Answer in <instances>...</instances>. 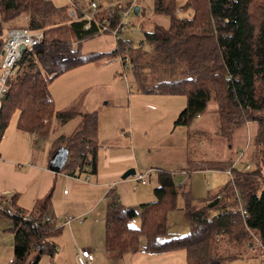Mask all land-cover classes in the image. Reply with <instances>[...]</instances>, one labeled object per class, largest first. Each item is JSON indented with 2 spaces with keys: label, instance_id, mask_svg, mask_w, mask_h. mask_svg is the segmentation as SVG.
<instances>
[{
  "label": "trees",
  "instance_id": "trees-1",
  "mask_svg": "<svg viewBox=\"0 0 264 264\" xmlns=\"http://www.w3.org/2000/svg\"><path fill=\"white\" fill-rule=\"evenodd\" d=\"M98 6V12L104 13L103 5ZM152 8L154 14L168 17V25H154L151 31H145V40L152 44L161 61L180 65L182 77L144 87L140 81L143 69L139 48L118 37L120 51L127 53L133 64L138 90L146 94L186 95L185 106L174 125H189L207 110L209 102L216 105L223 135L245 122H255L257 128L247 151L254 167L232 169L229 180L190 211V231L183 235L171 234L166 222V212L175 206L179 195L185 198L186 208L189 206V189L177 182L172 172L158 169L155 198L138 205H123L114 189H109L104 253L117 259L138 250L155 253L182 249L185 264H223L236 256L231 254V248L249 245L264 250V0H185L181 8L191 11L188 16L176 15L175 0H152ZM19 16L26 18L27 27L43 30L44 38L25 57L28 67L8 85L0 108V137L13 113L17 114L20 129L39 135L48 134L52 116L58 125L81 116V125L72 134L63 133L52 139L48 162L61 158L56 171L73 176L84 172L85 165L95 172L96 110L83 112L77 104L55 110L48 82L74 66L100 57L101 53L78 54L79 43L95 35L96 27L84 29L85 21L71 18L67 9L55 7L49 0H0V56L9 29L4 24ZM233 160H201L197 167L226 170ZM240 201L245 203V217L240 213ZM50 209L51 193H47L36 199L29 211L38 217L50 213ZM0 213L12 220L9 230L14 240L13 260L7 264H39L43 254L53 255L56 246L48 239L58 235L61 227L47 221L35 225L30 220ZM136 217L139 225L131 226L130 221ZM31 253L34 254L28 259Z\"/></svg>",
  "mask_w": 264,
  "mask_h": 264
},
{
  "label": "rangeland",
  "instance_id": "rangeland-1",
  "mask_svg": "<svg viewBox=\"0 0 264 264\" xmlns=\"http://www.w3.org/2000/svg\"><path fill=\"white\" fill-rule=\"evenodd\" d=\"M49 1L55 7L67 11L71 7L70 0ZM96 1L103 6L107 4L112 6L118 2L128 4L131 0ZM184 2L185 0H175L176 15L191 14L190 10H182L181 5ZM134 4L140 7V11L138 14H134L133 8L129 11V24L118 33V37L128 36L131 45L139 48L143 69L140 74L141 83L148 87L159 81L179 80L182 77L180 65L178 67L161 61V56L155 54L152 44L144 37L145 31H151L156 24L167 26L168 17L153 13L152 0H136ZM25 24L26 18L19 16L5 23L4 28L21 27ZM133 28L140 31L134 33ZM116 46L118 47L116 54L115 51L106 54ZM78 48L79 55L101 54L98 59L74 66L50 79L48 87L54 109L62 110L77 104L81 111L83 108L96 110L101 134L114 129V138L121 139L122 142L119 143L123 149H128L132 138L134 151L141 153L136 155L138 165H133L134 160L131 158L119 161L117 165H129L127 169L134 168L136 172H145L152 164L158 165L170 168L177 182L184 180L183 184L189 189V206L186 208L185 198L179 195L175 206L166 212V222L168 230L173 234L188 233L189 208L192 210L197 208L230 177L226 170L207 169L191 172L198 170V163L195 161L234 158L232 163L235 162V168L249 165L247 169H252L254 163L249 159L247 151L257 128L256 123L245 122V125L233 129L230 134L223 135L219 131L216 105L209 102L207 110L200 117L193 119L189 125L176 126L173 121L185 106L186 95L140 93L133 78L135 70L132 69L130 57L120 51L116 37L110 33H98L83 39ZM123 55L127 56L130 62V68L125 75L123 71L121 72L120 59L119 62L111 61L112 57L122 58ZM155 105L163 108L157 119ZM74 119L58 125L52 116L48 134L39 135L20 129L17 126V114L13 113L0 137V203L9 200L10 206L20 211L23 216L35 217L36 215L29 210L32 209L36 197L51 193L50 210L53 213L51 215L56 217L54 225L61 227V230L58 235L48 239L55 244V252L53 255L43 254L39 264H77L76 254L82 249L93 251L94 259L89 264H185V252L181 249L178 252H174L175 250L155 253L128 252L123 258L117 259L105 255L102 246L105 238V208L108 196L101 189H90L92 186L84 188L82 180L75 181L72 186L63 172H52L48 162L52 139L63 133L70 135L81 125V116ZM152 135L154 137H151ZM144 143L150 148L154 147L152 152L155 156L154 162L142 156L144 153L139 148L145 146ZM227 143L231 148H228ZM157 171L158 169L147 174L144 184L134 180L133 175L122 180L134 200L133 205L155 198L153 188L157 185ZM64 181L67 182V186L64 185ZM74 185L83 188L75 191ZM65 188L69 195L63 193ZM2 191L9 192L2 194ZM16 193L18 201L14 203ZM17 205L27 211H21ZM67 215L74 218L69 224L62 226L61 220ZM139 221L136 217L130 221V225L138 226ZM10 226V218L0 213V264H7L13 260L14 240L12 232L8 229ZM230 252L236 256L224 260L223 264H264L262 247L244 245L240 248H231ZM32 254L34 253H31L28 259Z\"/></svg>",
  "mask_w": 264,
  "mask_h": 264
},
{
  "label": "built area",
  "instance_id": "built-area-1",
  "mask_svg": "<svg viewBox=\"0 0 264 264\" xmlns=\"http://www.w3.org/2000/svg\"><path fill=\"white\" fill-rule=\"evenodd\" d=\"M136 0H131L128 4L121 2L115 3L114 5L103 6L104 13L100 14V8L96 0H87L85 2L70 0L71 7L68 8V14L73 19H82L85 21L84 29H89L92 26L96 27V33H110L114 37H118V33L129 24L128 14L129 11L134 8ZM132 31L139 32L140 30L133 28ZM44 32L41 29H31L29 27H10L4 38V42L1 49L0 56V108L2 107L8 85L12 82L18 74L25 70L28 65L25 57L31 55L34 49L43 41ZM74 45L77 42L73 43ZM112 51L117 53L118 47L116 46ZM120 59L121 72L125 75L126 71L130 68L129 59L127 56L112 57L111 61H118ZM119 62V61H118ZM110 63V61H109ZM233 162L227 169V173H231L234 169ZM249 165H245L243 169H247ZM82 172L76 178H80L83 182L88 183L95 181V175L90 170L88 165L84 166ZM155 172L154 168H149L145 172H135L133 179L145 183V177L147 174ZM67 186V185H66ZM9 191L1 192L2 194H8ZM67 189L63 190L66 193ZM240 213L242 217L246 215L245 203L240 201L239 205ZM0 212H5L9 216L18 217L20 219H27L32 221L35 225L39 222L47 221L55 224L56 217L51 213H44L42 216L33 217L32 215L23 216L18 210H14L9 203V200L0 203ZM74 217L67 215L61 220L62 226L69 224ZM79 218V217H78ZM55 226V225H54ZM58 227V226H55ZM94 259L93 251L90 249H82L76 254L77 264H89Z\"/></svg>",
  "mask_w": 264,
  "mask_h": 264
},
{
  "label": "crops",
  "instance_id": "crops-1",
  "mask_svg": "<svg viewBox=\"0 0 264 264\" xmlns=\"http://www.w3.org/2000/svg\"><path fill=\"white\" fill-rule=\"evenodd\" d=\"M107 5H110V4H107ZM139 9H140V7H139ZM122 38L125 39V40L129 39L128 36H124V37L122 36ZM136 91L140 92L138 90H136ZM140 93H142V92H140ZM143 94H146V93H143ZM151 94H153V93H151ZM82 111L83 112H90V110H88L86 108H83ZM162 112H163V108L161 106H156L155 105V118L156 119H157L158 116L161 115ZM129 116H130L129 126L131 127L132 121H131V113L130 112H129ZM198 117H200V116H198ZM157 125L158 124L156 123V126ZM176 126H174V127H176ZM114 136H115L114 129H113V131H112V129H110L106 133L101 134V132L99 131V128H98V130H97L98 149H97L96 170H95V172H93L94 175H95V181L88 182V183L84 182L83 183L84 184L83 187L85 188L87 186H92L90 189H94V188H96L95 190H98V189L100 190L101 189V191H103L105 194H106V192L109 189L113 188L114 189V193L117 194L120 202L123 205L133 206V201L134 200L131 197V194L128 192L125 182L122 181L123 179L121 178V174L125 171V169H127V167L129 165H125V166L121 165V166H119V165H117V162L124 161L126 159H130L131 158L132 160H134V164L133 165H138L139 163H138V160H136V155H141V153L138 154L137 151H134V149L132 147V144H133V139L132 138L129 141L128 149H126V148L123 149L120 146L121 144L119 143V142H122L121 139H117V138L115 139ZM151 137H154V135H152ZM34 138H36V137L34 136ZM141 139H143V138H141ZM144 144H145V146L142 145V147L139 148L144 153L142 156L146 157L147 160L154 162L155 161V156L152 153V152H154V147L152 146L150 148L148 144H146V143H144ZM128 151H130V153H128ZM198 162H199V160L195 161V163H198ZM149 168H154L155 170L156 169H165V170L170 171L169 170L170 168L169 169L168 168H162V167H160L158 165H153V164L151 166H148L147 169H149ZM205 170H207V169L191 170V172H193V171H205ZM208 170L209 171H218V170H212V169H208ZM52 172H55V171H52ZM63 174L65 175L66 178H68V181L70 182V184L72 186L75 183V181L79 182L81 180L80 178H76L73 175H69V174H65V173H63ZM183 181L184 180H180L179 182L183 183ZM64 185H68L66 181H64ZM83 187L74 185V190L78 191V190H80V188H83ZM2 192H4V191H2ZM64 194L69 195L70 193L67 191ZM43 195L44 194L36 197V199L42 197ZM16 201H18L17 200V193H16V196H15L14 203H16ZM150 201H152V200H150ZM144 202H148V201H143V202H140V203H144ZM16 207L21 208V209H25L24 207H22L20 205H17ZM191 210H192V208H189V212ZM51 214H53V213L51 212ZM10 222L12 224V220L11 219H10ZM8 229H9V227H8ZM169 232L171 234H173L171 231H169ZM174 235H180V234H174ZM102 250L104 251L103 246H102ZM138 251H142V250H138ZM174 252H178V250H175ZM127 253L128 252L124 253L121 257L123 258V256L125 254H127Z\"/></svg>",
  "mask_w": 264,
  "mask_h": 264
},
{
  "label": "water",
  "instance_id": "water-1",
  "mask_svg": "<svg viewBox=\"0 0 264 264\" xmlns=\"http://www.w3.org/2000/svg\"><path fill=\"white\" fill-rule=\"evenodd\" d=\"M133 12H134V14H138V12H139V6H135L134 8H133ZM60 164H61V158H56L55 160H53L52 162H51V166H50V170H52V171H55V172H57L56 170L58 169V167L60 166ZM135 169L134 168H128L127 170H125L122 174H121V178L122 179H125L126 177H128V176H131V175H134L135 174Z\"/></svg>",
  "mask_w": 264,
  "mask_h": 264
}]
</instances>
